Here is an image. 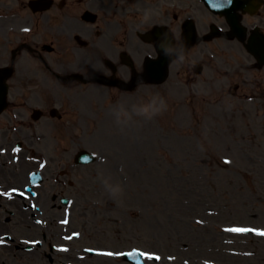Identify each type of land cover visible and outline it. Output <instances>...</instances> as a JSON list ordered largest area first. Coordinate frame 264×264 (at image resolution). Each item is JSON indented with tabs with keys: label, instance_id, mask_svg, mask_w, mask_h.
I'll return each instance as SVG.
<instances>
[{
	"label": "rangeland",
	"instance_id": "obj_1",
	"mask_svg": "<svg viewBox=\"0 0 264 264\" xmlns=\"http://www.w3.org/2000/svg\"><path fill=\"white\" fill-rule=\"evenodd\" d=\"M182 89L170 83L151 87L144 89L137 103L127 101L106 109L86 97L85 107L94 119L89 118L82 142L63 143V147L69 153L85 147L95 151L98 159L73 169L66 178L71 185L58 189V196L76 198L71 210L77 215L72 220L74 229L82 232L80 239L68 243L69 252L76 253L82 246L135 245L160 257L148 259L149 264H205L207 259L217 264H264V238L257 236L237 237L235 247L251 256L229 257L216 251L236 237L223 226L264 224V159L254 158L260 153L258 145H240L244 125L241 128L239 122L218 125L207 117L197 124ZM203 113L204 109L200 118ZM258 122L259 118L252 121L249 129L258 133ZM225 156L234 158L220 159ZM39 202L47 205L48 214L62 216L43 192ZM17 216L11 218L15 235H26L17 231L24 225ZM55 227L49 223L48 236ZM39 249L37 257L21 254L13 259L14 249L3 247L0 261L32 264L36 257L42 264L65 262L62 253L47 257L48 247ZM87 257L88 264L126 263Z\"/></svg>",
	"mask_w": 264,
	"mask_h": 264
},
{
	"label": "flooded vegetation",
	"instance_id": "obj_2",
	"mask_svg": "<svg viewBox=\"0 0 264 264\" xmlns=\"http://www.w3.org/2000/svg\"><path fill=\"white\" fill-rule=\"evenodd\" d=\"M158 1L52 0L48 10L34 12L29 0H0V67L13 68L4 80L11 100L0 119V146L13 136L29 142L49 137L62 142L64 133L72 137L68 107L78 86L102 83L118 97L146 85L139 33L157 25L184 51L176 74L195 86L207 80L219 100L231 97L233 110L243 118L255 105L264 115V0H226L231 4L226 16L200 0H166L160 13ZM157 41L152 38V51ZM52 107L58 109L55 116ZM35 108L40 118L33 121ZM261 127L264 135V121Z\"/></svg>",
	"mask_w": 264,
	"mask_h": 264
},
{
	"label": "snow or ice",
	"instance_id": "obj_3",
	"mask_svg": "<svg viewBox=\"0 0 264 264\" xmlns=\"http://www.w3.org/2000/svg\"><path fill=\"white\" fill-rule=\"evenodd\" d=\"M225 163H229V161H225ZM65 223L67 221H64ZM198 223H200V221H197ZM39 223V221H38ZM227 231H231L234 233H255L258 236L264 237V231H259V230H255V229H250V228H231V229H227ZM72 237H68V239H71ZM2 242V241H0ZM63 251H67V249H62ZM107 255H112V253H107ZM141 255L147 256L148 259H156L159 260L160 257H153L147 253H141Z\"/></svg>",
	"mask_w": 264,
	"mask_h": 264
}]
</instances>
